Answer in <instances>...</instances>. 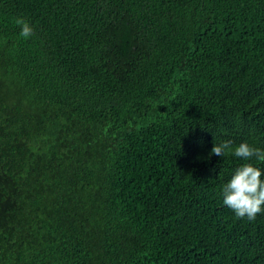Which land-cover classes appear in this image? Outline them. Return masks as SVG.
I'll return each instance as SVG.
<instances>
[{"label": "trees", "instance_id": "16d2710c", "mask_svg": "<svg viewBox=\"0 0 264 264\" xmlns=\"http://www.w3.org/2000/svg\"><path fill=\"white\" fill-rule=\"evenodd\" d=\"M225 140L264 149V0H0V264H264Z\"/></svg>", "mask_w": 264, "mask_h": 264}, {"label": "clouds", "instance_id": "9594fccd", "mask_svg": "<svg viewBox=\"0 0 264 264\" xmlns=\"http://www.w3.org/2000/svg\"><path fill=\"white\" fill-rule=\"evenodd\" d=\"M15 23L21 28L20 36L29 39L35 34L33 26L24 18L18 17ZM232 154L245 161L234 172L232 178L223 186V203L238 218L254 221L264 212V171L253 160L264 163V149L243 142L233 148L231 140L214 144L211 155L223 157Z\"/></svg>", "mask_w": 264, "mask_h": 264}]
</instances>
